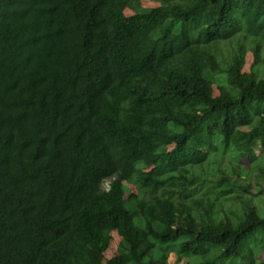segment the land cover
Wrapping results in <instances>:
<instances>
[{"label":"trees","instance_id":"16d2710c","mask_svg":"<svg viewBox=\"0 0 264 264\" xmlns=\"http://www.w3.org/2000/svg\"><path fill=\"white\" fill-rule=\"evenodd\" d=\"M142 1L0 0V264L258 263L256 208L193 211L211 151H264V0Z\"/></svg>","mask_w":264,"mask_h":264},{"label":"rangeland","instance_id":"374dc122","mask_svg":"<svg viewBox=\"0 0 264 264\" xmlns=\"http://www.w3.org/2000/svg\"><path fill=\"white\" fill-rule=\"evenodd\" d=\"M160 6V3L152 0H144L141 2L140 9H151ZM127 15H134L133 11H127ZM261 56L264 59V42L261 43ZM221 51L227 55V50H235V46L227 44L220 46ZM256 53L251 49H247L246 66L244 71L250 73L251 69L256 62ZM261 66L255 67L260 69ZM264 78V75L262 76ZM222 84L226 80H222ZM215 88V94L218 96V90ZM264 108V106H263ZM244 132H249L247 128L242 129ZM209 160L203 165L195 169L198 171V180L196 185L200 186V193L196 196V200H203V208L195 209L193 216L198 220L204 218L207 221L208 213L206 208H213L212 213L217 220L229 218L234 223H240L245 218V211L248 208L254 207L258 210L259 215L264 218V195L259 192L264 188V151L256 149L257 159H250L246 157L241 160L240 154L234 151L213 150L210 153ZM262 154V155H261ZM261 155V156H260ZM238 172V174L236 173ZM238 175H242L240 178ZM230 178L229 181L222 183V178ZM239 182L242 186L248 189V192L227 194L232 186ZM111 180L106 181L102 188L105 190L110 189ZM132 192H135L133 187H129ZM188 205L194 206V200H188ZM121 238L114 233L113 243L107 258L110 259L118 253ZM253 247L256 253L259 254L256 264H264V230L256 232V238L253 240ZM156 254L161 255L160 249L157 247ZM192 264L206 263L203 258H193ZM106 264V263H103ZM169 264H189L188 259L178 262V257L171 254ZM230 264V262H229ZM240 264V263H239Z\"/></svg>","mask_w":264,"mask_h":264},{"label":"clouds","instance_id":"9594fccd","mask_svg":"<svg viewBox=\"0 0 264 264\" xmlns=\"http://www.w3.org/2000/svg\"><path fill=\"white\" fill-rule=\"evenodd\" d=\"M109 190H110V189H109ZM109 190H108V191H109Z\"/></svg>","mask_w":264,"mask_h":264}]
</instances>
